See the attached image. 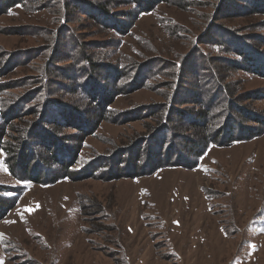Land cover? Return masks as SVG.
<instances>
[{"label": "rangeland", "instance_id": "obj_1", "mask_svg": "<svg viewBox=\"0 0 264 264\" xmlns=\"http://www.w3.org/2000/svg\"><path fill=\"white\" fill-rule=\"evenodd\" d=\"M18 1L0 9V124L9 106L34 113H8L0 143L41 123L39 102H56L67 122L48 124L59 131V162L38 146L44 159L26 174H43L47 183L22 179L18 168L10 174L0 151V185L17 192L0 218V264H264V133L208 147L194 169L202 149L181 155L183 167L150 174L168 159L151 148L162 127L156 110L170 102L168 124L182 141L196 130L210 135L216 117L196 119L202 127L194 129L176 109H202L197 102L210 97L214 80L248 110L245 117L232 113L243 134L264 124V7L254 9L253 0H155L152 12L131 18L135 0ZM100 3L121 22V35L90 18L87 10ZM241 49L262 73L235 67ZM81 53L90 79L72 62ZM94 84L111 103L104 118L98 107L90 120ZM119 84L123 93L114 96ZM140 146L136 171L131 154ZM128 148L130 163L119 173ZM70 157V178L48 184ZM107 161L113 169L102 172Z\"/></svg>", "mask_w": 264, "mask_h": 264}, {"label": "trees", "instance_id": "obj_2", "mask_svg": "<svg viewBox=\"0 0 264 264\" xmlns=\"http://www.w3.org/2000/svg\"><path fill=\"white\" fill-rule=\"evenodd\" d=\"M11 1L13 0H0V9H3L4 11H6L7 9H9L11 6H13L15 3L19 2L18 0L14 1L13 3H11ZM136 1V9H137V14L134 16L132 14L131 11H129L128 13H126L127 17H142L143 15H146L147 13L152 12V6L154 5L155 0H135ZM163 2V1H162ZM246 2H249V0H246ZM254 4V9H259L261 7H264V0H253ZM107 4L104 3H100L98 5H96L94 8L87 10L89 13L90 18L93 20V22H99L101 25L106 26L108 28H111L112 31H118L121 35V33L123 32L121 30L122 25L121 22L119 21L118 18H115L114 16L111 15V13H109V10L107 9ZM225 9V8H223ZM244 10V9H248V8H244L243 6H240L238 10ZM264 9V8H263ZM122 31V32H120ZM243 56L240 58L241 60H238V62H234L236 65L235 67L237 68H246L250 73H262V67L263 66L261 64L258 65L257 63H254V61L252 60V58L250 56H246L245 54H248L245 50H242ZM245 53V54H244ZM83 57H87L86 54L81 53V55L79 54V56H77V54H74V56L72 57L74 59L73 64L76 66V69L82 72H86V78L89 77V79L91 78L92 73L89 72L90 67L89 66H84V65H80V62L82 61L83 63H85V59ZM81 60V61H80ZM90 62V61H89ZM86 63H88V59L86 58ZM77 64V65H76ZM180 66V63L179 65ZM99 67H95V70H98ZM88 70V72H87ZM264 71V69H263ZM124 71H119L120 77L124 76ZM145 77H147V74H144ZM133 76L130 77V79ZM85 78V79H86ZM88 79V78H87ZM86 79V82H87ZM127 81V80H126ZM85 82V83H86ZM216 87L214 88V91H212L210 94L209 98H206V101L201 100L200 102H197L198 104L201 105V108H198L200 110H194L192 107L189 109H182L181 108H177V114L178 117L180 118L182 115H184L183 117L187 118V121L191 123V127H193L194 129L202 127L200 123L196 122V119H201V117H205L207 118L206 121H208V119L210 117H216L218 121V125L217 127L214 129V132L210 133V135H208V131H206V133L204 135H202V133L200 131H195L196 135H187L188 137L186 139H184L183 141L181 140V138L183 137L181 132H178L175 130V132L171 129V126H169L168 124V116L170 117V106L171 104H169L170 102H168V104L165 106H162L161 108L157 109L156 112H159L157 115H160V122L159 125L161 127V129H159V133L157 134V139L152 140L153 144H151V148L156 149L155 154L158 153V151H160V155L159 157H167V161L165 163H161L160 166H156L153 167L150 171V174L152 172H155L156 170L160 169V168H166V167H176V166H181L183 167L184 162L181 161L183 160V158L181 157V155H185L187 156L188 154L192 155V152L198 149H202L201 152L196 155V161L194 162V164L190 165L189 167L194 169L197 165L196 162L199 161L201 159V157L204 155V153L206 152V150H208L207 148L214 145V146H220V145H224L225 143L227 144H233L235 142H242V141H246L248 139H253L256 138L258 136H260L262 133H264V124L261 123L260 125L256 126H252V128L250 130H248V132L246 134H243V131L245 130L244 128V124L242 120H236L235 118V114H232L234 112L237 113V115L239 116H244L247 113V109L245 107H243L242 105H240V103L237 101V99H239L237 97L236 101L230 102V98L228 97V95L226 92V85H224L221 81L219 82L218 80H214ZM128 84V83H127ZM124 84H119V86H115V88H113L115 90V95H119V93H123V89L124 86H122ZM97 84H94L92 87H89V89L91 88V92L92 90H95V88H98L99 90L97 91V94L95 96V99H93L94 101V107L90 108V110H88V116L90 118V120H92L95 117V109L94 108H102V110H99L98 112L101 114L102 118H104L105 116V112L108 110V107L110 106L109 103L111 102H105L106 101V97L107 96H100L98 97V93L102 92L101 91V85L97 86ZM127 86V85H126ZM95 92V91H94ZM102 95V94H101ZM108 100H111V97H109ZM92 103V102H91ZM57 104L56 102H39L36 105V109L37 108H41L42 110V115L38 116L37 119H40V122H37V124H34L35 122L32 121L33 123L29 124V125H24L22 126V128L18 131L16 130V136L15 135H10V139L6 142L3 143V145H1L0 143V151L3 154V163L6 166L7 171L10 174H14L15 175V170L18 169H22L24 170V176L22 177V179L27 180V179H31L32 181H38V183H42L45 182L44 177L46 178V176L42 177L43 174H40V176H38L35 180V178H29L27 177V173L29 172V166L31 163L33 162H37L39 160L40 157H42V153L41 152H37V147L41 146L43 148V150L47 151V155H50L51 158V162L52 163H58L60 159L59 154H57L58 151H61L60 147V139L58 138V136L56 135L57 132H59L58 130H56L57 132L54 134L53 130L50 129V127L48 126V124H58V123H62L63 125L66 124L67 120L61 114L58 115L56 114L57 108H56ZM54 109H53V108ZM30 106L29 107H21V106H15L14 109L10 108V106L8 107L7 110L2 111V116L3 120L2 123L0 124V142H1V138H3L5 136V132H4V127L7 125V118L6 115L8 113H10V115H13L14 113L18 114V113H25L27 111L28 114H32L34 113V111L29 112ZM52 108V109H51ZM56 108V109H55ZM233 109V110H232ZM52 110V112H51ZM71 110V109H69ZM95 111V112H94ZM234 111V112H233ZM36 112V111H35ZM51 112V113H50ZM162 112V114H161ZM38 114V113H37ZM39 115V114H38ZM191 115H197L195 116L193 119L191 118ZM250 118H253V113L250 114ZM16 115L14 114V116H12V118H15ZM198 117V118H196ZM243 117V118H244ZM99 119H101L100 115L98 117ZM235 119V121H234ZM242 126V127H241ZM24 127V128H23ZM159 127V128H160ZM258 128V129H257ZM243 130V131H242ZM85 131V130H84ZM83 131V132H84ZM17 133H19L17 135ZM176 133V135L174 134ZM15 136V137H14ZM13 138V139H12ZM154 143L156 145V148H154ZM22 147L24 148L22 150ZM187 147V149H186ZM140 147H135L132 149V151L134 149H136V153L131 154L130 152V148L126 149L125 151L122 152V154H120V157L118 158L119 162H117L118 164V169H116V171H118L120 173V170H122L124 168V166H126V163L128 162V164L130 163V160L128 161L129 156L131 154V160H132V166L136 167V171H138L139 165L140 164L138 161H141V159H143V157L140 159L141 153L142 151H139ZM185 150H187L185 152ZM143 154V153H142ZM147 155H149L146 152L144 153ZM164 154V155H163ZM126 155V156H125ZM144 156V155H143ZM144 156V158L146 157ZM43 158V157H42ZM24 159V161H23ZM44 159V158H43ZM159 159V158H158ZM67 161V162H66ZM62 163H66L67 166H64L62 168L63 174L61 176H55L52 180V182H48V184H52L57 180L60 179H65V178H70V173L69 171H73L71 168V165H68L71 163V157L67 158V159H63ZM106 166L105 169L102 170V172L105 171H110V169H113L111 167L110 161L107 162H103ZM150 163V162H149ZM103 164V165H104ZM141 165H148V161L147 159L143 160ZM196 165V166H195ZM102 166V165H100ZM99 166V167H100ZM141 166V167H142ZM22 167H25L24 169ZM92 175V174H91ZM27 178V179H25ZM9 186H5V185H0V218L4 217V215L9 212L12 208H11V200L15 199L17 192L16 191H12L11 189L8 188ZM14 196V197H13ZM15 201V200H13Z\"/></svg>", "mask_w": 264, "mask_h": 264}]
</instances>
